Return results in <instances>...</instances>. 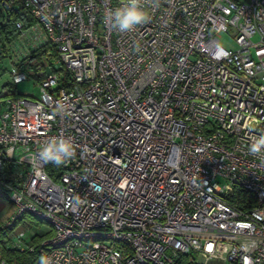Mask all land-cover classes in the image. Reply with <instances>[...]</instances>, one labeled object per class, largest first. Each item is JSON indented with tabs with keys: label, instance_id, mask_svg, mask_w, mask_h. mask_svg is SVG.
I'll return each mask as SVG.
<instances>
[{
	"label": "built area",
	"instance_id": "obj_1",
	"mask_svg": "<svg viewBox=\"0 0 264 264\" xmlns=\"http://www.w3.org/2000/svg\"><path fill=\"white\" fill-rule=\"evenodd\" d=\"M141 2L148 21L120 33L106 14L121 0H3L34 19L0 46L4 226L52 225L14 244L33 264H264V159L249 152L264 136V0ZM29 79L39 95L14 87ZM60 137L73 157L40 159ZM235 187L256 206L229 203Z\"/></svg>",
	"mask_w": 264,
	"mask_h": 264
},
{
	"label": "trees",
	"instance_id": "obj_2",
	"mask_svg": "<svg viewBox=\"0 0 264 264\" xmlns=\"http://www.w3.org/2000/svg\"><path fill=\"white\" fill-rule=\"evenodd\" d=\"M22 21L24 27L30 26L34 23L33 17L28 13L26 9L22 8H10L7 9L3 5V0H0V46L5 47V44L14 39L19 30L16 28V22ZM40 53L32 55L24 64L23 69L32 73V70L36 69V65L40 62ZM5 166L3 165V168ZM0 177H2L0 175ZM5 197V196H0ZM229 203L232 205L248 209L256 206V200L254 195L249 191L235 187L232 194L227 197ZM12 227L0 226V253L5 264H33L36 259V254L29 252L27 249H21L12 245ZM41 236L35 235L31 243L36 244L40 240ZM38 241V242H37ZM175 264H197L192 258L188 255L181 256Z\"/></svg>",
	"mask_w": 264,
	"mask_h": 264
},
{
	"label": "clouds",
	"instance_id": "obj_3",
	"mask_svg": "<svg viewBox=\"0 0 264 264\" xmlns=\"http://www.w3.org/2000/svg\"><path fill=\"white\" fill-rule=\"evenodd\" d=\"M148 13L144 10L141 0H121V6L106 14V21L120 33L131 32L138 25L148 21ZM252 155L264 159V136L252 142L249 148ZM74 155V145L68 138H53L46 142L39 151L40 159L57 166L66 163ZM39 264H54L47 256H41Z\"/></svg>",
	"mask_w": 264,
	"mask_h": 264
},
{
	"label": "rangeland",
	"instance_id": "obj_4",
	"mask_svg": "<svg viewBox=\"0 0 264 264\" xmlns=\"http://www.w3.org/2000/svg\"><path fill=\"white\" fill-rule=\"evenodd\" d=\"M221 44L228 48L233 49L235 48V43L229 35L223 34L220 36ZM11 82L10 74L5 71H0V94L4 91V85ZM17 91L22 93H31L34 96L39 95V87L34 83L32 79L25 80L21 83L14 85ZM225 180L221 179L220 183H224ZM6 205L7 210L10 214L16 212V206L7 198L1 197L0 198ZM7 220L10 219L12 216H6ZM6 220V221H7ZM5 221V222H6ZM54 230L52 225L48 224L47 222L40 220L30 214L24 215L21 219H18L13 229L11 230L12 240L15 242H21L22 245H28L31 243L32 238L35 235L41 236L39 240L45 238L46 236L53 235ZM38 242V241H37Z\"/></svg>",
	"mask_w": 264,
	"mask_h": 264
},
{
	"label": "crops",
	"instance_id": "obj_5",
	"mask_svg": "<svg viewBox=\"0 0 264 264\" xmlns=\"http://www.w3.org/2000/svg\"><path fill=\"white\" fill-rule=\"evenodd\" d=\"M1 198V197H0ZM14 213L10 214L7 210L5 203L0 199V226L4 225L7 220L6 216H12ZM15 240L12 241V245L15 244ZM0 264H5L2 258V254L0 253Z\"/></svg>",
	"mask_w": 264,
	"mask_h": 264
}]
</instances>
